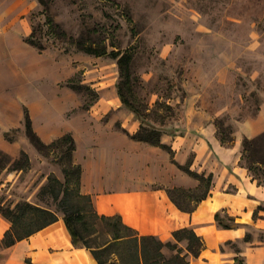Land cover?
<instances>
[{
  "label": "rangeland",
  "instance_id": "obj_1",
  "mask_svg": "<svg viewBox=\"0 0 264 264\" xmlns=\"http://www.w3.org/2000/svg\"><path fill=\"white\" fill-rule=\"evenodd\" d=\"M36 1L25 15L32 29L42 24V33L47 32L49 15L69 36L102 41L109 51L135 52L134 69L142 78L140 97L151 107L157 100L174 107L163 124L150 122L163 132L180 119L192 94L207 98L211 88L231 95L220 106L225 111L218 117L235 131L240 121L256 115L260 108L264 98V0ZM19 31L8 48L0 44V130L14 127L10 129L12 141L0 136V152L4 153L0 154V201L15 205L27 200L57 210L51 197L48 203L40 199L39 191L51 173L65 179L61 153L50 150L45 155L31 143L24 129L25 105L34 108L32 119L38 134L53 137L50 141L43 138L46 142L71 131L81 147L87 146L92 130L87 114L100 116L106 123L112 113L130 110L124 105L103 107L104 102L114 106L120 97V69L112 56H95L75 46L66 52L49 33L43 39L48 48L39 53ZM72 79L89 88L72 89L68 85ZM96 95L99 99L89 106ZM101 126L96 124L97 130ZM23 150L30 157V167L12 170ZM57 213L64 217L62 211ZM6 230L0 228V236Z\"/></svg>",
  "mask_w": 264,
  "mask_h": 264
},
{
  "label": "crops",
  "instance_id": "obj_2",
  "mask_svg": "<svg viewBox=\"0 0 264 264\" xmlns=\"http://www.w3.org/2000/svg\"><path fill=\"white\" fill-rule=\"evenodd\" d=\"M36 5V0H0V44L3 48L10 46L17 30L24 41L30 35L32 28L25 15ZM213 90L211 88L207 94L216 98L214 102L209 96L192 94L180 119L168 125L162 136L163 142L174 150L180 165L193 155V170L214 174L209 197L200 202L194 212L178 208L167 189L174 186L194 188L199 181L180 170L165 149L136 141L124 131L135 133L140 128L141 122L131 111L114 112L106 123L100 116L87 114L92 130L87 136L86 147L80 146L73 133L77 143L75 161L83 168L82 191L92 196L99 213L120 214L124 222L140 234L171 240L174 230L194 227L203 237L205 247L191 264H238L237 258L245 264H264V210L254 218L258 206L264 205V185L258 184L241 164L244 138L264 131V98L256 115L237 124L236 140L232 146H227L218 136L215 119L225 111L220 106L227 99L229 102L231 95L223 96ZM122 106L120 97L114 100V106L108 102L103 104L104 108ZM29 110L32 117L34 108ZM96 124L103 126L97 130ZM10 129L0 130L3 141L8 142L5 133ZM42 136L46 141L53 138ZM218 212L235 217L239 225L234 228L220 226L216 220ZM61 224L68 236L67 246L60 245L51 235L56 225ZM10 226L1 215L0 228L8 230ZM66 226L64 217L60 216L56 223L29 238L1 248L0 264H31L28 259L34 264H69L70 258L83 251L94 257L91 251L74 245ZM248 233L252 236L249 241L245 240Z\"/></svg>",
  "mask_w": 264,
  "mask_h": 264
},
{
  "label": "trees",
  "instance_id": "obj_3",
  "mask_svg": "<svg viewBox=\"0 0 264 264\" xmlns=\"http://www.w3.org/2000/svg\"><path fill=\"white\" fill-rule=\"evenodd\" d=\"M39 1L44 3V0ZM47 22L49 26L47 32L42 33L43 26L39 24L38 27L33 26L30 35L25 38V41L35 47L39 53L47 50L48 46L43 39L49 33L60 41L66 52L71 51L70 46H75L79 51L95 56L110 55L117 60L120 69L118 94L123 105L141 122L137 132L130 133L126 129L124 131L136 141L165 149L182 171L199 181V185L194 188L174 186L167 189L168 195L178 208L189 213L194 212L199 203L209 197L214 184V174L193 170V155L185 164L180 165L175 159L172 147L162 140L163 130L150 123L153 121L163 124L170 116L169 113H174V107L161 100H157L156 105L151 107L144 98L140 97L139 89L142 86V78L134 69L135 52L120 49L109 51L102 41L87 42L83 38L77 39L69 36L49 15ZM39 32L41 34L37 35ZM68 85L80 92L89 88L84 83L73 79ZM94 98V102L89 106L99 99V95ZM89 106L84 105L86 108ZM215 124L222 144L232 146L236 140L234 126L226 124L224 119L219 117L215 119ZM24 125L28 138L39 151L45 155H48L50 150H58L61 153L59 159L63 163L65 179L62 180L55 173H51L40 187V199L47 202V197H51L57 210L27 200L19 201L15 205H6L0 201V215L11 223L0 242L3 247H11L16 242L29 238L45 227L56 223L59 220L57 213L59 210L64 213L66 227L72 235L74 245L90 249L99 264H191L194 258L200 256L205 247V241L192 226L178 228L173 231V239L163 240L153 234H140L137 229L125 223L120 214L99 213L92 196L82 191L83 168L75 161L77 143L73 132H66L53 142H46L35 130L30 110L26 106ZM5 138L9 141L14 139L10 130L5 133ZM0 154L4 153L0 152ZM241 164L249 170L250 175L258 184L264 185V131L255 137L244 138ZM12 165V170L28 169L30 167L29 155L24 150L21 151V157L16 159ZM260 210H264V205L258 206L254 212V218L258 217ZM216 220L224 228H234L239 225L235 217L228 214L223 216L220 212L216 214ZM251 238V234L248 233L245 240L249 241ZM27 261L34 264L30 259ZM237 261L238 264H245L239 258Z\"/></svg>",
  "mask_w": 264,
  "mask_h": 264
},
{
  "label": "bare ground",
  "instance_id": "obj_4",
  "mask_svg": "<svg viewBox=\"0 0 264 264\" xmlns=\"http://www.w3.org/2000/svg\"><path fill=\"white\" fill-rule=\"evenodd\" d=\"M53 237L58 239L60 245L67 246L68 245V236L65 231V227L61 225H56L54 231L51 233ZM69 264H99L98 261L92 255L86 252H80L75 254L73 258L69 259ZM51 264V263H50Z\"/></svg>",
  "mask_w": 264,
  "mask_h": 264
}]
</instances>
